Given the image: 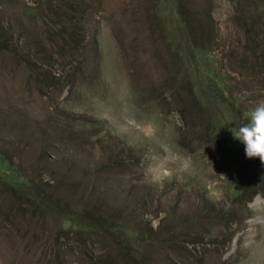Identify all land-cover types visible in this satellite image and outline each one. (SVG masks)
Segmentation results:
<instances>
[{"label": "rangeland", "instance_id": "obj_1", "mask_svg": "<svg viewBox=\"0 0 264 264\" xmlns=\"http://www.w3.org/2000/svg\"><path fill=\"white\" fill-rule=\"evenodd\" d=\"M262 100L264 0H0V264H264L232 202ZM165 139L192 170L152 183Z\"/></svg>", "mask_w": 264, "mask_h": 264}, {"label": "clouds", "instance_id": "obj_2", "mask_svg": "<svg viewBox=\"0 0 264 264\" xmlns=\"http://www.w3.org/2000/svg\"><path fill=\"white\" fill-rule=\"evenodd\" d=\"M233 136L245 145L248 158L258 157L261 163H264V100L255 104L249 113L248 122L241 125ZM157 143L160 155L153 158L146 169V179L152 183L162 184L173 174L181 175L191 172L192 161L189 155L181 152L177 146L166 139ZM252 203H255V200ZM248 211L246 232L253 233L254 239L256 236L260 237L252 246V250L264 255V204L256 208L249 206Z\"/></svg>", "mask_w": 264, "mask_h": 264}, {"label": "trees", "instance_id": "obj_3", "mask_svg": "<svg viewBox=\"0 0 264 264\" xmlns=\"http://www.w3.org/2000/svg\"><path fill=\"white\" fill-rule=\"evenodd\" d=\"M79 15L80 14H77V16ZM246 159L247 160L245 162L244 170L242 171V175L241 177H239L238 183L236 185V195L232 199L233 204L236 202L238 198H240L244 194H246V198H245L246 201H249L252 198V196L255 194H261L264 197V163H261L259 158L256 161H254L253 158H248L246 156ZM0 168L3 169L5 173H9L11 169L10 165L5 160H2L0 162ZM11 175L12 172L9 173V176ZM47 206H52V205L48 204ZM76 222L79 225V227L82 228L92 227L94 224L91 223L90 221H85L84 219H80ZM101 226L106 231H113L118 228L116 224L111 223L107 220L101 223ZM168 239L169 237L166 239L164 238L162 244H167ZM138 255H141L140 251L136 247H132L131 250H128L124 254V257L134 262L136 261ZM225 260H227V258L223 259V261Z\"/></svg>", "mask_w": 264, "mask_h": 264}]
</instances>
